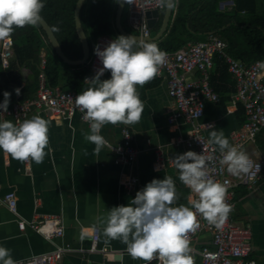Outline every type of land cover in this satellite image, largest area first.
<instances>
[{
    "label": "crops",
    "instance_id": "1",
    "mask_svg": "<svg viewBox=\"0 0 264 264\" xmlns=\"http://www.w3.org/2000/svg\"><path fill=\"white\" fill-rule=\"evenodd\" d=\"M233 5V0L220 2L221 9H230ZM257 7L262 10L264 0H257ZM122 24L132 31L130 33L137 35L129 27L126 8ZM209 35L198 41L206 40ZM95 47L96 42L91 44V55ZM213 72L215 65L211 76ZM29 74L28 69H21V84L16 89L21 90L29 82ZM62 75L65 76L66 72ZM197 76L198 73L190 77ZM261 79L264 81V69ZM231 84L235 87L222 84L224 89L219 101H205L204 115L200 119L203 125L208 126L205 129L208 140L212 131H223L230 145L233 134L243 127L246 116L244 104L234 98L236 83L232 75ZM137 88L144 97L140 121L133 125H105L100 135L107 146L99 154L95 152V145L84 138L90 127L80 114L57 118L48 111L38 109L33 110L26 120L39 116L48 123L49 143L43 162L37 164L31 159L29 163L16 160L0 149V247L8 249L14 261L50 252L58 247H69L71 250L65 253L60 264H152L150 261L133 259L127 251V245L119 239L106 243L103 232L109 210L121 205L128 206L136 193L149 182L166 176L175 182L177 199L171 206L192 208L188 198L191 196L195 201L198 197L180 181L179 173L172 163L179 154L195 152L192 147L178 142L188 137L191 124L176 110L165 77L153 78L143 87L137 85ZM171 118L174 121L171 122ZM5 120L16 126L23 122L0 116V122ZM125 126L131 130L138 151L136 160L128 165L117 161L116 152L122 144V129ZM244 153L253 158L264 157V130L245 146ZM229 174L237 179L236 175ZM9 191L15 192L17 213H12L3 201ZM228 214L237 223L251 227L253 250L250 257L257 264H264V174L253 189L242 185L235 188V205ZM51 217L61 221L62 236L48 240L28 226L31 221ZM21 221L26 223L23 232L19 229ZM94 230L100 232L99 249L107 247L109 251L90 250ZM82 235L84 239H81ZM212 247L213 236L209 231H202L189 241V255L193 258V264H203L200 252Z\"/></svg>",
    "mask_w": 264,
    "mask_h": 264
},
{
    "label": "clouds",
    "instance_id": "2",
    "mask_svg": "<svg viewBox=\"0 0 264 264\" xmlns=\"http://www.w3.org/2000/svg\"><path fill=\"white\" fill-rule=\"evenodd\" d=\"M160 3L169 6V0ZM44 7L42 0H0V41L10 38L14 27L38 25ZM136 47L140 50L134 51ZM94 54L103 67L94 78L85 81L92 86L75 98V104L84 113L82 119L89 123L90 131L84 138L95 145L99 154L107 146L100 135L105 125H133L140 121L143 103L137 85L143 87L157 75L166 53L154 43L139 45L134 36H119L103 50L97 45ZM257 67L264 69V61H258ZM106 71L111 73V78L101 80ZM15 91L20 94V89ZM3 96L0 109L7 112L11 93L6 91ZM48 143V123L39 116L18 126L11 121L0 122V149L16 160L42 163ZM208 143L218 146L220 163L227 165L229 173L239 176L250 172L252 164L248 156L230 145L223 131H212ZM208 159L204 154L187 151L172 160L180 181L198 197L195 201L191 196L188 198L192 208L171 206L177 197L170 176L153 179L136 193L128 206L109 210L103 232L106 243L121 240L133 259L148 262L158 256L162 264H193L187 234L199 227L197 213L220 227L231 211V206L225 203L226 187L209 178ZM0 261L16 264L4 247H0Z\"/></svg>",
    "mask_w": 264,
    "mask_h": 264
},
{
    "label": "built area",
    "instance_id": "3",
    "mask_svg": "<svg viewBox=\"0 0 264 264\" xmlns=\"http://www.w3.org/2000/svg\"><path fill=\"white\" fill-rule=\"evenodd\" d=\"M128 6L129 27L141 37L144 43H154L149 40L152 37V29L148 25L147 13L150 11L162 12L165 7L161 6L160 0H130ZM116 37L103 35L97 38L96 46L103 50ZM140 48L138 47L137 51ZM166 53L165 62L159 67L154 78L165 77L168 82V93L174 102L176 110L191 124V131L186 139H179L192 147L196 153L208 157L209 178L214 182L223 184L226 189L225 203L235 205V188L245 186L253 189L264 174V157L253 158L248 156L252 167L247 174L237 176L233 179L229 174L227 165H222L220 150L215 145L208 143L205 134L207 125H203L200 119L204 115L205 101H219V94L211 84V70L214 66V58L218 57L228 65V71L236 83L234 98L244 102L246 120L243 127L232 136V146L244 152L245 146L252 142L256 136L264 130V81L261 79L262 69L257 67V62L246 64L227 52V43L219 37L210 34L206 40L189 43L174 52ZM14 57L13 41L10 38L0 41V58L4 68H8ZM46 60L42 57L41 69L43 70ZM88 68L91 75L86 80H91L97 71L103 67L99 58L94 54L88 60ZM108 72V71H106ZM105 72V73H106ZM198 73L197 77H190ZM78 94L72 90H65L61 87H49L45 75L40 73V87L36 95L31 99L23 101L16 100L9 104L8 111L0 109V116L12 117L19 122L28 118L35 110H45L57 118H68L71 115L82 113L75 104ZM4 98L0 97V103ZM170 121H174L171 118ZM88 123V122H87ZM123 141L116 149L118 162L128 165L133 163L138 151L133 143V134L125 126L122 129ZM29 163V160L26 161ZM4 203L12 213H17V201L14 191H9L3 198ZM195 212V209H192ZM199 227L187 234L188 242L195 238L202 231H209L213 236V247L204 248L200 252L203 264H257L250 255L252 247V229L248 225H242L232 219L229 214L224 223L217 227L210 224L197 213ZM28 226L43 235L48 240L63 235V226L59 219L51 217L46 220L31 221ZM26 223L21 221L20 231H25ZM100 232L93 231V245L91 251L107 252L109 249H99L98 242ZM69 247H58L50 252L34 255L32 257L15 261L16 264H60L65 253L70 251ZM152 264H162L158 256L154 257ZM3 264V263H0Z\"/></svg>",
    "mask_w": 264,
    "mask_h": 264
},
{
    "label": "trees",
    "instance_id": "4",
    "mask_svg": "<svg viewBox=\"0 0 264 264\" xmlns=\"http://www.w3.org/2000/svg\"><path fill=\"white\" fill-rule=\"evenodd\" d=\"M77 1L42 0L45 7L41 16L53 29L65 55L72 60L80 59L83 53L74 19ZM221 1L174 0L173 14L168 28L154 44L163 52H174L189 42L194 43L208 34H215L227 43V52L235 59L246 64L264 61V8L258 10L257 0H233V7L221 9ZM117 2L118 0L84 2L81 21L90 45L103 35L119 37L115 27ZM163 12L152 30L154 35L161 27ZM125 27L131 31L127 26ZM10 37L13 41L14 57L9 67L3 68L0 59V97L4 98L3 93L6 91L11 93L9 104L16 100L33 98L40 87L41 72L44 73L49 87L59 86L65 90H72L78 95L92 86L90 83H85L90 75L88 65L72 66L63 62L47 40L40 24L23 28L14 27ZM43 50L46 64L42 70L40 64ZM133 50L137 51V47ZM214 65L215 72L211 76V84L220 95L223 94L224 89L222 84H234H231V74L223 59L215 57ZM22 68L29 70L30 78L16 97L15 90L21 84ZM63 72H66L65 76L62 75ZM110 78L111 73L108 71L101 80ZM137 93L142 101L144 97L138 92V88Z\"/></svg>",
    "mask_w": 264,
    "mask_h": 264
},
{
    "label": "water",
    "instance_id": "5",
    "mask_svg": "<svg viewBox=\"0 0 264 264\" xmlns=\"http://www.w3.org/2000/svg\"><path fill=\"white\" fill-rule=\"evenodd\" d=\"M86 0H78L76 7H75V27H76V32L77 35L80 39L81 45H82V57L77 60H72L68 58L65 53L63 52V49L53 31L51 26L48 24V22L42 17L41 21L39 24L41 25L42 29L44 30L47 40L53 47L55 53L62 59L63 62L72 65V66H81V65H86L88 63V60L90 59L91 56V45L89 43L88 37L86 35V32L82 26V21H81V10L83 7V4ZM127 0H118L117 2V8H116V14H115V26L116 30L119 34V36H125V37H130L134 36L137 39V42H141L142 39L140 36L135 35L130 33L125 29V27L122 24V17L124 14V9L126 7ZM173 8H174V0H169V6L165 7L164 12H163V20L161 27L159 31L153 35L152 37L149 38V40L156 42L158 41L166 32L171 16L173 14ZM161 13L159 11H150L147 13V18H148V25L150 26L151 29H154L157 21L160 17Z\"/></svg>",
    "mask_w": 264,
    "mask_h": 264
},
{
    "label": "rangeland",
    "instance_id": "6",
    "mask_svg": "<svg viewBox=\"0 0 264 264\" xmlns=\"http://www.w3.org/2000/svg\"><path fill=\"white\" fill-rule=\"evenodd\" d=\"M125 8L128 9V6H126Z\"/></svg>",
    "mask_w": 264,
    "mask_h": 264
}]
</instances>
